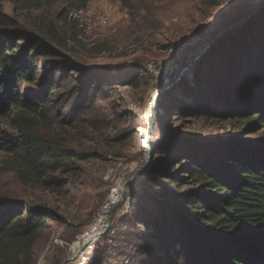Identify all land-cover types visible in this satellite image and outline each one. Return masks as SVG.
Returning <instances> with one entry per match:
<instances>
[{
    "label": "trees",
    "instance_id": "16d2710c",
    "mask_svg": "<svg viewBox=\"0 0 264 264\" xmlns=\"http://www.w3.org/2000/svg\"><path fill=\"white\" fill-rule=\"evenodd\" d=\"M89 1L80 0L75 8ZM69 8L58 21L68 19ZM262 17L264 11L241 27L237 38L227 37L209 50L218 51L211 67L197 70L181 91L189 103L170 106L161 100L160 119L187 116L243 126L221 141L162 130L151 150L167 158L144 172L142 187L150 198H139L131 214L146 230L137 264H264ZM256 23L259 30L253 33ZM50 25L40 22L43 33L37 36L0 6V118H9L13 129L9 134L0 128V176L10 173L21 185L47 190L62 187V176L77 161L94 157L70 148L59 131L80 124L96 129L101 104L113 100L111 89L137 86L143 70L83 68L52 45L63 44ZM218 71L224 76L213 82ZM254 135L259 139H245ZM54 217L44 205L0 193V264H30L46 221Z\"/></svg>",
    "mask_w": 264,
    "mask_h": 264
},
{
    "label": "rangeland",
    "instance_id": "374dc122",
    "mask_svg": "<svg viewBox=\"0 0 264 264\" xmlns=\"http://www.w3.org/2000/svg\"><path fill=\"white\" fill-rule=\"evenodd\" d=\"M78 2L80 0H0V6L5 15L37 36L43 33L39 30L40 22L44 26L51 24L63 44L59 46L54 42L52 45L79 66L109 67L125 72L139 66L143 69L139 82L137 86L111 89L113 100L101 104L97 113L102 121L96 129L80 124L59 131L77 153L94 154L89 160L77 161L75 168L62 176L65 182L62 187L47 190L24 186L8 173L0 176V193L27 204L44 205L55 214L54 219L46 221L47 228L35 245L30 264H137L136 250L144 241L146 230L145 226L131 221V214L139 198L146 201L150 198V192L142 187L144 172L154 162L167 158V153L156 154L150 150L137 156L139 149L133 132L141 126L148 131L147 125L153 120L149 129L154 136L153 145L162 130L206 141H221L239 134L243 125L233 121L204 122L187 116L170 121L158 115L161 100L170 106L190 102L182 95V89L196 79L197 70L211 67L218 51L204 52L182 76L172 81L152 112L151 108L169 72L188 50L210 41L255 5L261 4V13L264 1L90 0L83 8L76 9ZM67 5L70 6L68 19L58 21L57 15ZM83 10L90 11L92 16L81 14ZM99 14L108 16L107 25L96 23L95 17ZM262 18L260 22L264 23ZM80 24L89 25L90 31L83 32ZM251 28L253 33L259 30L257 23ZM238 32L228 37L237 38ZM249 34L250 31L245 34L247 40ZM223 76L224 73L215 72L213 82ZM9 121V118H0V128L13 134ZM245 139L258 140L259 135ZM110 183L126 184V195L124 193L117 201L110 200ZM108 201L111 210L104 220L110 224L109 229L95 238L83 239L84 231L96 223ZM126 202L133 211L122 214ZM82 241L87 244L82 246ZM59 242L64 243L63 248Z\"/></svg>",
    "mask_w": 264,
    "mask_h": 264
},
{
    "label": "built area",
    "instance_id": "2783aa9c",
    "mask_svg": "<svg viewBox=\"0 0 264 264\" xmlns=\"http://www.w3.org/2000/svg\"><path fill=\"white\" fill-rule=\"evenodd\" d=\"M80 13L84 14L87 17L92 16L91 12L87 11V10H83ZM95 19H96V23L100 26L107 25V23L109 21L108 16L106 14H99L98 16L95 17ZM80 28L83 32L88 33L90 31L91 27L87 24H80ZM157 111L159 112L160 109ZM152 121H151V125H152ZM151 125H147V126H149V129H151L150 128ZM149 129H148L146 134H143L142 132H144L146 130L145 128H143L142 126L139 128H136L135 135H136L137 147H138V149H139V147L143 148V150H140L143 153L149 152L153 147L154 136L151 135V131H149ZM126 188H127L126 184L110 185L109 190L114 191V192H112V191L108 192V194L111 196L110 200L117 201L118 199H120L123 196L124 193L126 195V193L128 191V189L126 190ZM109 201L107 202L106 205L103 206L102 212L99 214V218L96 221V223L92 224L88 230L84 231V234L81 236L83 239L95 238V237L99 236L101 233H104L109 229L110 224L104 220V218L109 216V214H110L111 205H110ZM128 211H133V208H131L130 204L126 202L125 208H124V210H122V212H123L122 214L128 213ZM55 243H57V241H55ZM59 245H61V247H64L63 242H59Z\"/></svg>",
    "mask_w": 264,
    "mask_h": 264
},
{
    "label": "water",
    "instance_id": "95a60500",
    "mask_svg": "<svg viewBox=\"0 0 264 264\" xmlns=\"http://www.w3.org/2000/svg\"><path fill=\"white\" fill-rule=\"evenodd\" d=\"M264 1V0H263ZM255 4V3H254ZM261 11V4L255 5L251 10H249L246 14L240 15L235 19L232 23L228 25L227 28L218 32L210 41L199 44L196 47L191 48L188 52L183 56L182 60L176 65L173 71L169 72V76L166 79L165 84L161 87V90L157 96L155 104L151 108V112L155 108L160 97L166 91V89L170 86L173 80L182 76L185 71L207 50L211 49L216 43L224 40L228 36L232 35L235 32L243 27L249 20L256 17ZM185 49V47H184ZM151 120V118H150ZM111 220V219H110ZM109 220V221H110Z\"/></svg>",
    "mask_w": 264,
    "mask_h": 264
},
{
    "label": "bare ground",
    "instance_id": "6f19581e",
    "mask_svg": "<svg viewBox=\"0 0 264 264\" xmlns=\"http://www.w3.org/2000/svg\"><path fill=\"white\" fill-rule=\"evenodd\" d=\"M157 112V111H156ZM156 114V113H155ZM143 134H146L147 133V130L142 132ZM150 146V145H149ZM139 150H143V148L139 147ZM112 192H114L113 190H111ZM87 244V241H82V246Z\"/></svg>",
    "mask_w": 264,
    "mask_h": 264
}]
</instances>
